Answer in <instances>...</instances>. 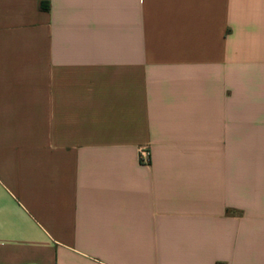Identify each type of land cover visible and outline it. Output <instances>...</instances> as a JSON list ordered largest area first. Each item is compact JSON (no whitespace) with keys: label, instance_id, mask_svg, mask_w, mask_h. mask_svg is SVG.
Here are the masks:
<instances>
[{"label":"crops","instance_id":"1","mask_svg":"<svg viewBox=\"0 0 264 264\" xmlns=\"http://www.w3.org/2000/svg\"><path fill=\"white\" fill-rule=\"evenodd\" d=\"M0 264H264V0H0Z\"/></svg>","mask_w":264,"mask_h":264},{"label":"built area","instance_id":"2","mask_svg":"<svg viewBox=\"0 0 264 264\" xmlns=\"http://www.w3.org/2000/svg\"><path fill=\"white\" fill-rule=\"evenodd\" d=\"M142 154H143L144 156H148V151H147V150H144V151H142Z\"/></svg>","mask_w":264,"mask_h":264}]
</instances>
